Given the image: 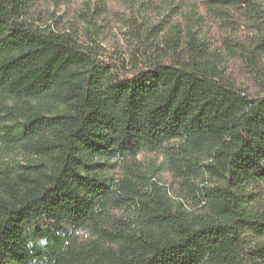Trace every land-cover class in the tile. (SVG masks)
Segmentation results:
<instances>
[{
    "label": "trees",
    "instance_id": "16d2710c",
    "mask_svg": "<svg viewBox=\"0 0 264 264\" xmlns=\"http://www.w3.org/2000/svg\"><path fill=\"white\" fill-rule=\"evenodd\" d=\"M43 1L0 0V264H264V0L137 23L128 58Z\"/></svg>",
    "mask_w": 264,
    "mask_h": 264
},
{
    "label": "rangeland",
    "instance_id": "374dc122",
    "mask_svg": "<svg viewBox=\"0 0 264 264\" xmlns=\"http://www.w3.org/2000/svg\"><path fill=\"white\" fill-rule=\"evenodd\" d=\"M201 4L202 0H156L147 8L131 0H44L35 10V18L42 27L71 29L83 44L95 42L105 56L118 54L128 58L135 48L131 33L137 23L143 25V31L162 39L173 25L184 27L185 15ZM87 20L93 23L89 25ZM155 27L160 30L155 31ZM218 36L217 30L207 35L211 42H217ZM227 70L240 88L251 94L260 91L240 61H230ZM157 160L162 162L161 157Z\"/></svg>",
    "mask_w": 264,
    "mask_h": 264
}]
</instances>
